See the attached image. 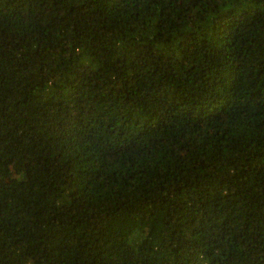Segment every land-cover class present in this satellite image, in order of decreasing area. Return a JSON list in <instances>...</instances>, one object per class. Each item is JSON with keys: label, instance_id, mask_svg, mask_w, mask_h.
Instances as JSON below:
<instances>
[{"label": "trees", "instance_id": "obj_1", "mask_svg": "<svg viewBox=\"0 0 264 264\" xmlns=\"http://www.w3.org/2000/svg\"><path fill=\"white\" fill-rule=\"evenodd\" d=\"M0 264H264V0H0Z\"/></svg>", "mask_w": 264, "mask_h": 264}]
</instances>
